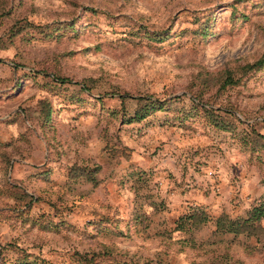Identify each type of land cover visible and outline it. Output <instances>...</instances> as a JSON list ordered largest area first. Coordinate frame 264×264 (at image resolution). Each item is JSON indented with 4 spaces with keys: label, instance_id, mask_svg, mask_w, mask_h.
Returning <instances> with one entry per match:
<instances>
[{
    "label": "rangeland",
    "instance_id": "374dc122",
    "mask_svg": "<svg viewBox=\"0 0 264 264\" xmlns=\"http://www.w3.org/2000/svg\"><path fill=\"white\" fill-rule=\"evenodd\" d=\"M263 55L264 0H0V264H264L214 225L264 204Z\"/></svg>",
    "mask_w": 264,
    "mask_h": 264
},
{
    "label": "trees",
    "instance_id": "16d2710c",
    "mask_svg": "<svg viewBox=\"0 0 264 264\" xmlns=\"http://www.w3.org/2000/svg\"><path fill=\"white\" fill-rule=\"evenodd\" d=\"M264 63V55L250 65L244 66L243 70L249 71L251 69H256L262 66ZM62 80V79H61ZM125 98V97H123ZM140 101L144 99L140 98ZM147 103L140 104L139 108L136 110L135 117L142 118L148 114V112L156 107L159 103L158 100L155 99H147ZM205 111L213 117V121L216 122L217 125L221 126L224 129H227L229 123L224 121L222 118L216 116L213 112V109H205ZM89 175V176H88ZM87 179L93 183H96L95 177L93 173H88ZM190 225L199 228L202 224L208 222L210 217L203 211L198 208L193 209L188 212V214L184 217ZM264 218V204H260L255 206L248 212L245 217H239L231 219L226 215H219L214 222L215 231L222 233H234V234H245L248 236H257L264 232V227L261 223V220ZM87 264H93V262H89L86 260ZM31 264V263H30Z\"/></svg>",
    "mask_w": 264,
    "mask_h": 264
}]
</instances>
